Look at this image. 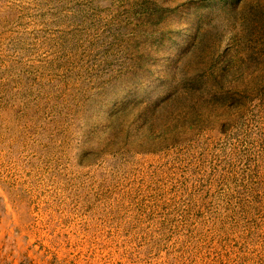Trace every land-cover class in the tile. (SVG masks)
I'll use <instances>...</instances> for the list:
<instances>
[{
    "label": "rangeland",
    "instance_id": "rangeland-1",
    "mask_svg": "<svg viewBox=\"0 0 264 264\" xmlns=\"http://www.w3.org/2000/svg\"><path fill=\"white\" fill-rule=\"evenodd\" d=\"M0 264H264V0H0Z\"/></svg>",
    "mask_w": 264,
    "mask_h": 264
}]
</instances>
